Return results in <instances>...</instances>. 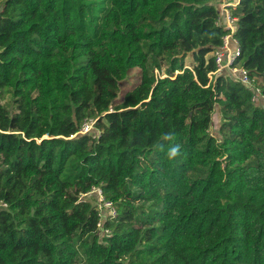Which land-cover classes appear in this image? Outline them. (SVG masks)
<instances>
[{
  "label": "trees",
  "instance_id": "1",
  "mask_svg": "<svg viewBox=\"0 0 264 264\" xmlns=\"http://www.w3.org/2000/svg\"><path fill=\"white\" fill-rule=\"evenodd\" d=\"M218 9L0 0V264H264V107L214 73ZM232 14L264 94V0ZM93 187L117 212L101 231Z\"/></svg>",
  "mask_w": 264,
  "mask_h": 264
},
{
  "label": "built area",
  "instance_id": "2",
  "mask_svg": "<svg viewBox=\"0 0 264 264\" xmlns=\"http://www.w3.org/2000/svg\"><path fill=\"white\" fill-rule=\"evenodd\" d=\"M238 2L239 0H228L227 2L222 0L219 4L217 22L227 33L223 37L222 45L211 53L216 64V72L214 73L225 72L226 74H231V76L240 82L244 87L251 89V101L264 107V94L254 84L253 80L248 75L247 70L236 63L239 56V48L237 47L236 40L233 38V34L236 30L237 19L233 16L232 10L236 7ZM109 112H112L111 108L109 109ZM96 121L97 118L85 119L78 131V134L96 137L98 135L95 128ZM72 137L73 136H70V138ZM91 193L96 194L97 211L100 217L97 228L101 231L104 217H115L117 214L116 208L111 201L105 199L100 188L93 187ZM108 232L109 231L104 230V233Z\"/></svg>",
  "mask_w": 264,
  "mask_h": 264
},
{
  "label": "rangeland",
  "instance_id": "3",
  "mask_svg": "<svg viewBox=\"0 0 264 264\" xmlns=\"http://www.w3.org/2000/svg\"><path fill=\"white\" fill-rule=\"evenodd\" d=\"M191 62H192L191 57L189 55L186 56V58L184 59V64L186 66H190ZM152 68H155V63L152 60H150L149 64H148V69H152ZM164 69H165V66H163L162 71H164ZM155 73H156V71H155ZM140 75H141L140 70L134 69L129 73L128 77L123 82L120 83L119 92H118V102L122 99V96L126 92L132 90L135 87V85L140 80ZM1 104L5 105L7 108H11L10 96L6 95L5 98L1 100ZM212 120H213V122H212L211 127H210V133L212 135L217 136L218 128H219V124H220V116H219V113L217 111L214 112Z\"/></svg>",
  "mask_w": 264,
  "mask_h": 264
},
{
  "label": "crops",
  "instance_id": "4",
  "mask_svg": "<svg viewBox=\"0 0 264 264\" xmlns=\"http://www.w3.org/2000/svg\"><path fill=\"white\" fill-rule=\"evenodd\" d=\"M222 0H218V3L220 4ZM225 2H227L228 0H224ZM229 1H233V0H229Z\"/></svg>",
  "mask_w": 264,
  "mask_h": 264
},
{
  "label": "clouds",
  "instance_id": "5",
  "mask_svg": "<svg viewBox=\"0 0 264 264\" xmlns=\"http://www.w3.org/2000/svg\"><path fill=\"white\" fill-rule=\"evenodd\" d=\"M173 154H175V149H173Z\"/></svg>",
  "mask_w": 264,
  "mask_h": 264
}]
</instances>
